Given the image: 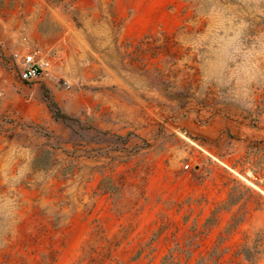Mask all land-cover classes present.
<instances>
[{"label":"rangeland","instance_id":"obj_1","mask_svg":"<svg viewBox=\"0 0 264 264\" xmlns=\"http://www.w3.org/2000/svg\"><path fill=\"white\" fill-rule=\"evenodd\" d=\"M0 264H264V0H0Z\"/></svg>","mask_w":264,"mask_h":264},{"label":"built area","instance_id":"obj_2","mask_svg":"<svg viewBox=\"0 0 264 264\" xmlns=\"http://www.w3.org/2000/svg\"><path fill=\"white\" fill-rule=\"evenodd\" d=\"M22 82L29 83L39 78L48 77L55 66L48 54L35 50H17L12 54Z\"/></svg>","mask_w":264,"mask_h":264},{"label":"trees","instance_id":"obj_3","mask_svg":"<svg viewBox=\"0 0 264 264\" xmlns=\"http://www.w3.org/2000/svg\"><path fill=\"white\" fill-rule=\"evenodd\" d=\"M47 101H48L47 102L48 103V106L51 109H55L56 110L55 112H53V114H54V116L56 118H62V119H67L68 118L67 115H65L64 113H62V111L60 110V108L57 106V104L53 100L48 99Z\"/></svg>","mask_w":264,"mask_h":264}]
</instances>
